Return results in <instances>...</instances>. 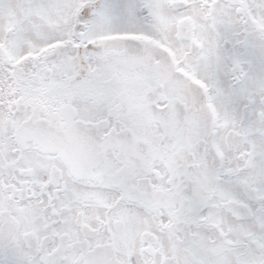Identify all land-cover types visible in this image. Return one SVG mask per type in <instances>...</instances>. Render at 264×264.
<instances>
[{
	"label": "snow or ice",
	"instance_id": "6c2138e0",
	"mask_svg": "<svg viewBox=\"0 0 264 264\" xmlns=\"http://www.w3.org/2000/svg\"><path fill=\"white\" fill-rule=\"evenodd\" d=\"M0 264H264V0H0Z\"/></svg>",
	"mask_w": 264,
	"mask_h": 264
}]
</instances>
